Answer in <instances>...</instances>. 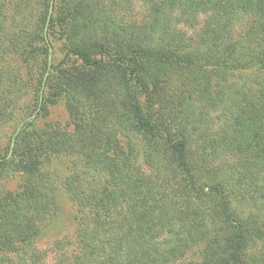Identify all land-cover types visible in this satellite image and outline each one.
Here are the masks:
<instances>
[{
  "label": "trees",
  "instance_id": "obj_1",
  "mask_svg": "<svg viewBox=\"0 0 264 264\" xmlns=\"http://www.w3.org/2000/svg\"><path fill=\"white\" fill-rule=\"evenodd\" d=\"M50 1L0 0V139L30 99L0 156V177L21 180L0 193V264H47L35 244L54 206L41 170L52 159L70 164L76 209L53 264H264V78L232 88L264 73V0H55L40 101ZM238 16L252 22L234 40ZM201 18L195 38L178 29ZM58 106L65 125L35 129ZM250 198L257 214L238 212Z\"/></svg>",
  "mask_w": 264,
  "mask_h": 264
},
{
  "label": "rangeland",
  "instance_id": "obj_2",
  "mask_svg": "<svg viewBox=\"0 0 264 264\" xmlns=\"http://www.w3.org/2000/svg\"><path fill=\"white\" fill-rule=\"evenodd\" d=\"M8 1V0H6ZM55 4V0H54ZM53 4V9H54ZM133 15L135 14L137 17H139L141 14L144 13L145 8L140 2H134L133 3ZM235 27L231 30L232 37L234 40L239 39L237 37L239 31H243V29L249 27V24H251V19L248 16H238L234 20ZM203 25V18L199 19L197 24L194 26H189L185 24L178 25V29L185 33L186 36L190 38H195L198 29ZM228 31H230L228 29ZM239 36V35H238ZM185 37V38H188ZM189 39V38H188ZM186 40V39H185ZM47 42L51 49V57H52V63L53 64V49L51 47V44L48 39L47 35ZM54 60H58L61 56L60 52L58 51V46L56 44L55 50H54ZM8 64V61L4 63ZM241 76V75H240ZM264 78V73L258 70L249 71V73L242 74V79H245V83H236L234 84L232 88L241 89V92L244 90L253 91L259 83H261V78ZM233 89V90H234ZM44 94V92H43ZM21 106H17L16 110L13 112V120L15 123L7 124L2 128L1 132V139H0V156L4 155V150L6 148V145L10 142V137L14 134L15 129L18 130L20 127V122L24 118V111L22 110V107L28 105L30 99L28 95H25L24 97H21ZM49 116L46 119H39L35 122V129H42L45 124L47 123H60L62 126L65 125L67 122V115L64 111V108L62 106H58L56 108H52L49 110ZM215 118L221 116V113H216ZM223 126V122L215 123L214 131L218 132L219 129ZM218 127V130H217ZM200 130L190 133V143L193 146H197L201 141ZM42 172L46 177L48 178L49 185L51 187V193L53 198L54 206L50 209L48 214L46 215V221L43 222L42 226L40 225L41 233L36 241V249L40 252L47 255L46 263L47 264H53V254L57 252L55 248L56 242H65L66 240L72 241V235L75 228V216H76V209L75 206L72 204V202L69 200L68 196L64 192V189L62 187L63 180L69 175L70 173V164L68 165V162L63 159H52L49 162H44L42 165ZM21 183L20 177L17 173L14 175L9 174L0 177V193H3L5 198L13 197L18 192L19 184ZM245 183H250V181L246 180ZM249 186L243 184L241 188V192L246 194V198H248L249 194ZM246 190H248L246 192ZM248 193V194H247ZM245 198V199H246ZM242 200V204L236 207L237 211H244L247 214L250 212H255L253 208L250 206L253 204L257 207L262 205L261 200H258L257 202L254 201L255 198H250L248 203H244V200ZM264 214V212H263ZM64 245V244H62ZM66 247V246H65ZM187 261H197V257L195 254H189L187 256Z\"/></svg>",
  "mask_w": 264,
  "mask_h": 264
},
{
  "label": "water",
  "instance_id": "obj_3",
  "mask_svg": "<svg viewBox=\"0 0 264 264\" xmlns=\"http://www.w3.org/2000/svg\"><path fill=\"white\" fill-rule=\"evenodd\" d=\"M53 4H54V0H51L50 4H49V10H48V15H47V20H46V26H45V30H44V37H45L46 41H47V28H48L50 19H51L52 14H53ZM51 63H52L51 49H49L47 72L45 73V76H44V79H43V84H42V89L40 91V101L42 100L43 89H44V85H45V82L47 80V77L49 75V71H50V68H51ZM13 148H14V142L12 141L11 144H10V149H9V154L7 156V159H9L11 157L12 152H13Z\"/></svg>",
  "mask_w": 264,
  "mask_h": 264
}]
</instances>
